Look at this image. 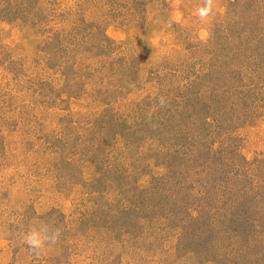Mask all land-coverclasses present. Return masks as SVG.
<instances>
[{
	"label": "rangeland",
	"instance_id": "rangeland-1",
	"mask_svg": "<svg viewBox=\"0 0 264 264\" xmlns=\"http://www.w3.org/2000/svg\"><path fill=\"white\" fill-rule=\"evenodd\" d=\"M242 1L204 23L203 0H0V264H264L236 236L264 215V0Z\"/></svg>",
	"mask_w": 264,
	"mask_h": 264
},
{
	"label": "trees",
	"instance_id": "trees-1",
	"mask_svg": "<svg viewBox=\"0 0 264 264\" xmlns=\"http://www.w3.org/2000/svg\"><path fill=\"white\" fill-rule=\"evenodd\" d=\"M231 1V3H236V2H239V1H241V0H230ZM248 2V3H247ZM247 2H245L244 0L242 1V3H237V4H242L243 6H248V4H249V2H251V0H248ZM234 6H235V4H234ZM260 18H264V15H262ZM261 27V28H260ZM258 29H255V28H253V30H256V31H259V30H261L262 31V33H260L259 35L260 36H262V35H264V26H260ZM253 35H255L254 34V32H253ZM263 40V39H262ZM250 58V57H249ZM253 58V59H252ZM252 58H250L251 60H253V69H248V71H249V74H250V79H251V82L253 83V89H252V87L251 86H249L248 84H245V85H242V86H240V89H241V93L242 94H244L245 95V93L244 92H246V91H248V92H250L251 93V91H249V89L251 90H253L252 91V94H253V102H255V103H257L258 105H257V109H261V107H264V73L262 72V71H260V68L258 67L262 62H264V55L260 52V51H258V50H254V52H253V56H252ZM261 59V60H258V59ZM240 75H241V77H240V79L242 80V77H244V75H243V71H240ZM247 76V75H246ZM240 93V94H241ZM257 109L255 110V111H257ZM262 115H264V112L263 113H258L257 114V116L258 117H260V116H262ZM256 116V117H257ZM204 142V141H203ZM195 145H197L196 143V141H194L193 142ZM203 145V144H202ZM208 145H205V147H207ZM204 147V148H205ZM203 148V149H204ZM210 148V147H209ZM219 152H217L216 150H213V152H210L209 154H208V158H207V160L208 161H212V160H217V162L219 161ZM218 155V156H217ZM263 159V161H262V164L264 163V158H262ZM261 172L263 173V170H261ZM254 174H255V172H254ZM262 178L264 179V175L262 176ZM225 187V186H224ZM238 187V186H237ZM223 188V187H222ZM256 187L254 186V184H253V195L254 194H256L257 193V190L255 189ZM225 189V188H224ZM127 209V211L126 210H124V212L122 213V212H120V214H123L122 215V222H123V220L125 221V219H124V217H125V215L127 214V213H130V212H133V214H134V211H130V209L131 208H126ZM131 214V213H130ZM116 214H114V216H111V218L112 219H116L118 216H116ZM136 217H137V219H139V215H136ZM118 219H119V221H121V217L119 218L118 217ZM243 219V218H242ZM196 218L193 220V222L194 223H197L196 221ZM250 221L249 220H247V219H245V220H243V224L244 223H249ZM250 223H252V222H250ZM192 224V223H191ZM191 226H193V225H191ZM211 228L209 227V230H208V234L209 233H211V232H213V231H211L210 230ZM204 231H206V229L204 230ZM204 231H202V232H204ZM248 233H250V235L251 234H253V237H257V238H259L261 241H264V215L261 213L260 215H258V214H253V227H251L250 229H248V231H247V229H243V231L242 230H240V228H238L237 230H236V236L238 235V236H248L249 234ZM235 234V233H234ZM235 236V237H236ZM214 238H212V240H213ZM243 250H245L246 249V247H244V248H242ZM218 255H220V254H218ZM260 256V257H259ZM259 257V258H258ZM254 258H255V262H258V261H261V262H263L264 261V245H263V250H262V248L260 249V251H258V252H255V255H254Z\"/></svg>",
	"mask_w": 264,
	"mask_h": 264
},
{
	"label": "clouds",
	"instance_id": "clouds-1",
	"mask_svg": "<svg viewBox=\"0 0 264 264\" xmlns=\"http://www.w3.org/2000/svg\"><path fill=\"white\" fill-rule=\"evenodd\" d=\"M215 0H203L201 6L196 9L195 15L201 22L207 23L214 14ZM158 103L161 107L166 106L164 97H160ZM61 236V229L53 227L51 224L43 223L39 227H32L23 233L22 241L33 252L40 255V252L47 245L55 244Z\"/></svg>",
	"mask_w": 264,
	"mask_h": 264
}]
</instances>
